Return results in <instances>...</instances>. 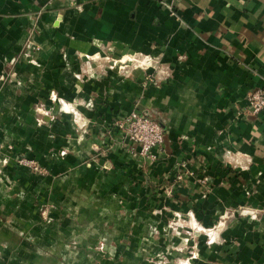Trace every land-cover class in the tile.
I'll list each match as a JSON object with an SVG mask.
<instances>
[{"label": "crops", "instance_id": "1", "mask_svg": "<svg viewBox=\"0 0 264 264\" xmlns=\"http://www.w3.org/2000/svg\"><path fill=\"white\" fill-rule=\"evenodd\" d=\"M124 49L157 57L163 72L144 84L140 68L124 75L84 60ZM257 87H264V0H0V144L11 138L47 164L54 175L42 185L18 177L32 196H51L55 216L56 198L100 186L126 194L128 214L137 192L149 196L138 208L143 223H120L132 235L111 238L113 246L128 241L130 264H149L155 250L173 264L194 244L191 264H264V111L246 110ZM140 108L163 127L157 159L132 154L135 143L118 134L105 151L107 133L117 132L111 119ZM182 160L193 170L186 182L173 176ZM1 190L4 220L10 208ZM173 211L175 230L167 223ZM188 215L203 227L222 220L215 241L199 230L186 238ZM5 230L0 221V238Z\"/></svg>", "mask_w": 264, "mask_h": 264}, {"label": "rangeland", "instance_id": "2", "mask_svg": "<svg viewBox=\"0 0 264 264\" xmlns=\"http://www.w3.org/2000/svg\"><path fill=\"white\" fill-rule=\"evenodd\" d=\"M84 60H102L107 68L117 70L124 75H131L132 71L140 68L145 72L144 84L156 81L157 75L163 72L157 57L128 49L118 52L105 50L95 56L85 54ZM143 62L147 63L148 67L145 68ZM57 102L59 108H69L72 112L75 111V106L71 102L63 100H57ZM36 109L39 110V108ZM145 111L157 119L149 110ZM39 112L43 111L39 110ZM241 112L239 110L237 113L240 115ZM115 117L111 119L110 124H113ZM51 118L53 120L54 116L51 115ZM37 119L42 121L41 117H37ZM111 127L113 128L114 125ZM107 134L111 136L112 140L104 149L111 151L113 142L117 139H114L113 134ZM15 144L8 137H5L0 144V187L2 194L4 193L2 199L7 201L10 208L4 220L0 217L4 229L8 228L5 230L7 237L0 238V256L4 254L0 264H130L127 261V252L130 248L128 241L119 246H113L111 238L116 235L124 241L122 236L132 235L130 230L120 227V223L127 226L129 224L130 227L136 229L138 223H143L144 217L139 209L149 202V196L137 192L131 199L136 201L137 209L128 214L124 209L128 196L122 193L119 195L111 193L105 186H100L103 188L88 189L83 193H76V196L64 199L56 198L60 202L56 204V207L61 213L59 216H55L53 210L55 201L51 200V196L47 193L41 194V192L39 195L35 194V197L32 196L28 190V183L20 182L18 177L20 174H24L25 178L27 176L35 177L42 185L48 175L54 174L49 170L47 164L42 163L27 150L15 149ZM63 153L64 151L61 152L62 155ZM133 153L138 154L137 151H132ZM145 159L153 161L157 159V155ZM13 170H15L14 173ZM192 175V166L188 164V161L178 162L173 170L175 180H185L186 182ZM208 177L205 174L199 177L205 190L210 188ZM25 181L27 182V179ZM152 204L154 203L152 202ZM236 209L241 213L245 212L242 211L243 209L253 208L239 206ZM115 210H119L118 213ZM159 212L158 208H154L152 213ZM114 213L116 214L114 215ZM96 215L98 222H96ZM171 215L167 223L171 230H175L180 225V218L177 216L179 213L173 211ZM188 216V227L182 226L181 228V231L186 234V238L192 236L193 230H199L205 233L208 243L215 241L217 228L223 225L222 220L217 221L213 226L203 227L197 226L192 217ZM113 218L116 219L115 222L118 226L114 230L110 228ZM100 219H102V223H100ZM108 222H110L109 225ZM189 247L186 248L187 255L183 258H176L173 264H191V259L198 255V248L195 244ZM153 255L154 258L146 260L149 264H169L166 255L158 250H155Z\"/></svg>", "mask_w": 264, "mask_h": 264}, {"label": "built area", "instance_id": "3", "mask_svg": "<svg viewBox=\"0 0 264 264\" xmlns=\"http://www.w3.org/2000/svg\"><path fill=\"white\" fill-rule=\"evenodd\" d=\"M173 13V12H172ZM145 63V62H143ZM144 64V67H148ZM247 113L257 114L264 111V87H257L247 94ZM114 129L117 131L120 141L129 139L135 143L134 151L138 152L141 158L155 157L154 150H160L164 140L163 127L154 117L145 114L143 111L132 109L131 111L117 115L113 121ZM111 134V131H109ZM250 216L255 217L253 209H243Z\"/></svg>", "mask_w": 264, "mask_h": 264}, {"label": "water", "instance_id": "4", "mask_svg": "<svg viewBox=\"0 0 264 264\" xmlns=\"http://www.w3.org/2000/svg\"><path fill=\"white\" fill-rule=\"evenodd\" d=\"M145 114L149 115L148 112H146L145 110H143L142 108H140Z\"/></svg>", "mask_w": 264, "mask_h": 264}]
</instances>
